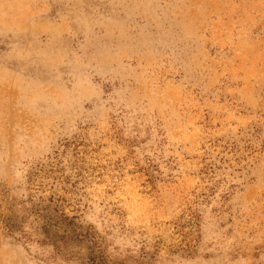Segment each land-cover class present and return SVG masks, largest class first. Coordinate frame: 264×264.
Returning a JSON list of instances; mask_svg holds the SVG:
<instances>
[{"label": "rangeland", "instance_id": "1", "mask_svg": "<svg viewBox=\"0 0 264 264\" xmlns=\"http://www.w3.org/2000/svg\"><path fill=\"white\" fill-rule=\"evenodd\" d=\"M0 264H264V0H0Z\"/></svg>", "mask_w": 264, "mask_h": 264}, {"label": "trees", "instance_id": "2", "mask_svg": "<svg viewBox=\"0 0 264 264\" xmlns=\"http://www.w3.org/2000/svg\"><path fill=\"white\" fill-rule=\"evenodd\" d=\"M42 204L46 205V202L42 201ZM53 205L54 204L51 201L48 202L46 207H43V205H39L40 209L43 208V209H41V211H42L41 212V217H42V219L45 220V225L46 226H47V222L49 220L58 221V219H60V220L64 219L63 217H58L57 215L51 213V209H52ZM35 214L39 215V211H37ZM6 227H8V230H9L10 233H12L13 229L16 228V227H13L12 225L6 226Z\"/></svg>", "mask_w": 264, "mask_h": 264}]
</instances>
